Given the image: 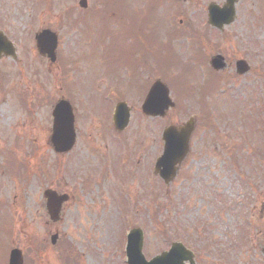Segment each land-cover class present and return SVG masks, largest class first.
<instances>
[{
    "label": "rangeland",
    "instance_id": "obj_1",
    "mask_svg": "<svg viewBox=\"0 0 264 264\" xmlns=\"http://www.w3.org/2000/svg\"><path fill=\"white\" fill-rule=\"evenodd\" d=\"M77 2L0 0V31L16 53L0 58V264L12 248L24 264H126L133 227L146 259L179 241L197 264H264V0H236L221 32L207 24L206 5L224 0H87L85 10ZM80 16L87 23L74 24ZM43 28L58 35L54 64L35 49ZM215 54L228 67L208 90ZM237 59L250 65L245 76L234 73ZM155 63L175 103L162 119L140 111L147 80L160 79L148 69ZM61 98L75 109L77 134L65 155L48 142ZM119 100L130 107L120 133L109 122ZM201 115L194 162L164 186L152 172L163 126ZM134 145H147V176L144 157L129 159ZM46 188L71 197L57 224L48 223Z\"/></svg>",
    "mask_w": 264,
    "mask_h": 264
},
{
    "label": "water",
    "instance_id": "obj_2",
    "mask_svg": "<svg viewBox=\"0 0 264 264\" xmlns=\"http://www.w3.org/2000/svg\"><path fill=\"white\" fill-rule=\"evenodd\" d=\"M185 1V0H184ZM234 0H226L222 7L217 5H209L208 21L211 26L222 29L224 25H229L234 19L233 10ZM79 5L86 7V0H81ZM36 47L41 55H46L51 62L55 60V49L57 46V37L49 30H43L35 35ZM13 56L14 51L11 44L0 33V57ZM210 65L215 70L225 68L223 58L219 55L213 57ZM236 71L239 75L245 74L249 67L245 61L239 60L235 64ZM169 92L166 86L160 82L153 84L149 90L143 104V113L150 116H162L169 107H173V103L169 99ZM52 123V133L50 142L53 149L57 153L67 152L73 146L75 140L73 128V114L69 104L65 101H60L54 108ZM126 116V117H125ZM128 114L118 113L115 117V127L117 130H122L127 124ZM193 124L187 123L181 128L169 127L164 131L165 146L162 156L155 164V172L160 175L165 182H169L175 175V165L178 164L185 156L188 148V137L192 131ZM46 199V212L50 222L55 223L59 220L61 205L67 200L66 195H58L56 192L46 190L43 193ZM57 239V234L51 236V244H54ZM142 233L139 230H132L128 236L127 244V263L128 264H195L192 254L180 244H172L169 252L162 253L149 261H146L141 254ZM8 264H23L22 253L18 249H13L9 253Z\"/></svg>",
    "mask_w": 264,
    "mask_h": 264
},
{
    "label": "flooded vegetation",
    "instance_id": "obj_3",
    "mask_svg": "<svg viewBox=\"0 0 264 264\" xmlns=\"http://www.w3.org/2000/svg\"><path fill=\"white\" fill-rule=\"evenodd\" d=\"M53 104H55V101H52ZM177 125V124H176ZM192 136V135H191ZM195 145V141H193L191 144H189V151L187 153L186 158L180 163L178 167V172L177 176L174 180H176L181 174L180 171L182 170V165L186 162L189 161L190 163L194 162V158L190 157V153L192 151V148ZM191 146V147H190ZM134 152H130L129 159H133L136 155H139L140 158L144 157V175L147 176V145H134L132 148ZM140 158H139V163H140ZM184 179V178H183ZM194 181V180H193ZM172 183V182H171ZM70 196V195H69ZM71 198V197H70Z\"/></svg>",
    "mask_w": 264,
    "mask_h": 264
},
{
    "label": "trees",
    "instance_id": "obj_4",
    "mask_svg": "<svg viewBox=\"0 0 264 264\" xmlns=\"http://www.w3.org/2000/svg\"><path fill=\"white\" fill-rule=\"evenodd\" d=\"M157 1H159V0H153V2H155V3H156ZM147 55H148V52H147Z\"/></svg>",
    "mask_w": 264,
    "mask_h": 264
}]
</instances>
